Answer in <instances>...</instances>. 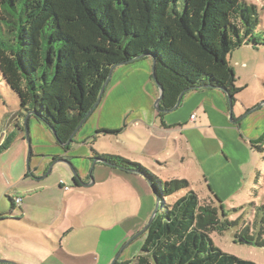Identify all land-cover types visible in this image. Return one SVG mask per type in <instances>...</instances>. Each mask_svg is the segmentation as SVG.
<instances>
[{
	"label": "trees",
	"instance_id": "16d2710c",
	"mask_svg": "<svg viewBox=\"0 0 264 264\" xmlns=\"http://www.w3.org/2000/svg\"><path fill=\"white\" fill-rule=\"evenodd\" d=\"M259 25L256 6L244 0H0V79L18 98L16 115L23 121L15 125L0 151L12 144L18 133L25 137L31 119L52 129L58 145L68 142L93 113L109 74L146 53L154 55V74L163 89L156 110L161 126H165L166 111L186 90L219 89L233 105L234 96L242 89L234 85L228 57L243 45L258 44L255 31ZM121 132L96 130L80 144L89 146L91 161L141 177L159 199L157 213L131 262L255 264L224 253L210 237L213 232L222 234L241 225L243 213L236 220L227 217L243 206L225 210L210 188V202L201 205L186 180L162 183L139 163L94 150L99 134ZM248 145L263 154L264 135ZM174 196L172 204L165 203ZM152 198L155 204L153 193ZM8 201L10 207L0 214V220L14 219L21 199L8 197ZM249 205L253 208L250 219L243 221L235 239L262 248L264 205Z\"/></svg>",
	"mask_w": 264,
	"mask_h": 264
},
{
	"label": "rangeland",
	"instance_id": "374dc122",
	"mask_svg": "<svg viewBox=\"0 0 264 264\" xmlns=\"http://www.w3.org/2000/svg\"><path fill=\"white\" fill-rule=\"evenodd\" d=\"M244 1L247 4L256 6L260 25L255 31L258 44L252 42L248 45H243L232 51L228 57V63L235 75V87L242 89L241 92L234 96L237 110L241 103H249L248 101H251L255 95L260 97L257 106L264 105V0ZM139 61L125 65L123 68L119 66L114 70L104 95L93 110L92 115L99 113L103 107L107 109L106 113L110 112V115L128 113L135 107L138 109L140 106L147 104L146 97H149L150 89L156 94L155 84L150 73L151 68L148 70V75L143 70L140 73L137 66L142 64H135ZM125 72L133 75V77L130 78ZM129 80L132 82L128 83ZM18 107V98L0 79V148L4 145L7 137L15 131V125L17 123L23 124V121H20L16 115ZM242 115H245V113L243 112ZM124 122L125 116L120 122L121 127L124 126ZM29 124H31L29 126L30 129L34 124V119H31ZM83 128L87 130V124ZM28 138L29 140L31 139L29 131ZM158 139L160 140L157 142L158 145L165 143L164 140L161 141L162 138L159 137ZM142 141V131L139 127H136L128 129L119 136L100 135L95 140L93 148L98 154L118 155L151 170L149 163L154 167L157 164L153 160L142 156L145 145ZM71 143L72 140L69 144L62 147L66 150ZM75 145L78 144L76 143ZM150 146L152 148L155 147L152 144ZM36 147L39 148V146H35L30 141L27 143L24 135H20L17 142L8 145L5 150L0 151V212L10 207L8 197L15 198L17 193L15 190L19 180L22 179L21 176L25 174L30 176L32 163L36 160V157H40L37 156L40 154L36 152ZM42 147L44 148L45 146ZM169 148L171 149V144H169ZM29 149L32 159H30L31 156L29 158ZM251 152L253 153V159L248 167V170L251 169V174H248V170L243 173L244 178L241 180V190L220 199L224 209L227 211L243 206V210L239 212L230 211V215L227 217L228 220H236L243 213V218L240 220L241 222L239 221L241 225L231 228L222 234L213 232L210 237L215 247L224 253L244 261L264 264V247L260 248L254 244L242 243L235 239V235L243 228V221L248 223V219H250L249 213L253 208L249 204L253 202L256 206L264 205V153L258 154L255 150H251ZM56 159L67 160L70 163L65 155ZM168 160L167 170L171 171L172 178L179 179L175 176L180 171L176 158L171 157ZM48 170L49 175L44 180L45 184L51 185L57 191L61 190V192L65 193L73 177L70 168L66 164L56 163L53 166L51 164L44 175L48 173ZM90 172V181H93L94 185L83 188L81 191L82 195L79 197L82 200L80 202L82 211L79 209L78 212H73V206L76 203L73 202L74 198H72L69 200L67 211L64 212L69 221H71L66 224L70 225L71 228L76 229L75 227L80 223L82 225L79 230L68 235L67 242L62 241V232L58 228L61 218L58 217H55L54 225L44 223L40 228H34L25 221L16 223V221L0 220V261L12 259L18 261L19 264H87L88 258H79L75 259V261L70 259L73 261L71 262L64 255L65 253L70 255L68 252L72 250H79L80 254L90 251L97 259L100 258V264L106 262L113 264L123 248L131 247L140 242L142 234L139 235V233L151 216L146 203V185L149 188L150 185L139 176L137 177L130 172H123L119 169H111L108 166L97 165L96 169H94L91 165ZM152 173L162 183L165 181L157 171H152ZM196 179L190 176L187 181L191 185V189L199 196L200 204L205 205L210 202L208 198L211 197V194L204 182ZM140 180H142L144 185H141ZM177 196H180V194ZM85 199L92 205L89 209L83 208L85 203L83 200ZM173 200L174 198L169 197L164 201L170 205ZM55 206L60 207L58 203ZM19 211L18 208L14 209L15 214H19ZM219 219H222L220 211ZM84 226H94L96 228ZM53 229H55V232ZM253 230L254 224L251 225V235L254 233ZM45 236L51 237L55 246H52L45 239ZM58 245L62 248H59ZM13 248L17 250H13ZM130 264L134 263L131 262Z\"/></svg>",
	"mask_w": 264,
	"mask_h": 264
},
{
	"label": "crops",
	"instance_id": "0c3cea01",
	"mask_svg": "<svg viewBox=\"0 0 264 264\" xmlns=\"http://www.w3.org/2000/svg\"><path fill=\"white\" fill-rule=\"evenodd\" d=\"M135 64H142L137 66L138 71L140 73L142 70L146 71L148 75V70L151 68L149 59H142ZM123 66L120 67L123 68ZM125 74H128V72H125ZM129 76L130 78L133 77V75ZM131 82V80L128 81V83ZM156 94L150 89L149 97H146L147 104L140 106L138 109L135 107L128 113L110 115V112L106 113L107 109L103 107L99 113L91 114L72 137L73 143L66 150L56 143L51 132L45 126L34 119V124L29 129L31 134L29 141L35 146H39L35 150L40 154L37 156L40 157H36V160L32 163L30 176L25 174L21 176L22 179L18 182L14 199H21L20 205L17 206L20 211L10 221H16V223L25 221L34 228H40L44 223L54 225L55 217L61 218L58 228L62 232L61 238L63 242H67V237L70 233L81 228V223L75 227L76 229L66 224L71 221H69L64 212L67 211L69 200L72 198H74L73 202L76 203L73 206V212H78L79 209L82 211V206H80L82 200L79 197L82 195L81 191L83 188L94 185V182L90 181V167L92 165V168L96 169L97 165H102L100 163L93 164L94 162L90 160L91 152L89 146L79 144L86 138L93 136L95 130L122 129L121 133H123L130 128L139 127L143 134L142 142L145 144L142 156L153 160L157 164L154 167L149 163L151 170L153 172L157 171L164 180L174 179L171 171H168L167 168L168 159L175 157L180 168L178 175H175L176 178L187 181L190 176H193L197 178L196 180L200 179L204 182L206 188H210L211 192L219 199L226 198L237 191L239 192L241 190V180L244 178L243 173L248 170L249 164L253 159L251 149L249 152L248 142H255L264 135V105H258L259 108H257V102L260 97L255 95L251 101H248L249 103H241V107L239 106L238 110L235 108L237 104L235 100L230 116L225 92L211 88L188 91L183 95L179 105L173 111L165 114L163 118L165 126H161L156 118V110L153 109L154 101L158 97L157 88ZM234 110L237 112L234 113ZM243 112L245 115H242ZM124 116V126L121 127L120 122ZM192 116H194L193 120L191 119ZM85 124H87V130L83 128ZM20 135L22 134L18 133L12 144L19 140ZM100 135L104 134H99L98 136ZM159 137L162 138L161 141H165L164 144L158 145ZM76 143L78 145H75ZM150 144L155 145V147L152 148ZM169 144H171V149ZM42 146L45 147L43 148ZM64 155L70 161L78 176L76 182L73 180L74 177H72L71 184L66 190L67 193H63L61 190L57 191L53 186L45 184L46 182L44 181L49 172L46 175L44 174L54 162L53 159L62 158ZM32 158L31 154L30 159ZM103 167L106 166L103 165ZM248 174H251V169L248 170ZM136 176L138 177V175ZM140 181L142 185L143 182L142 180ZM146 191V203L150 215L154 208V200L151 188L147 185ZM172 198L175 199V197ZM83 201H85L83 208L89 209L92 206L88 200L85 199ZM57 203L60 207L55 206ZM6 211L7 209L0 212V214ZM84 227L96 228L94 226ZM53 231L55 232V229ZM45 239L52 246H55L51 237L45 236ZM143 239L144 237L140 238V242L131 247L123 248L113 264H125L134 260L139 253ZM58 247L62 248L59 245ZM13 250L17 249L13 248ZM68 253L70 255L67 253L64 255L71 262L79 258H88L87 264H100V258L97 259L90 251L80 254L79 250H72ZM0 264L19 263L16 260L8 259L0 261ZM104 264H108V262Z\"/></svg>",
	"mask_w": 264,
	"mask_h": 264
},
{
	"label": "water",
	"instance_id": "95a60500",
	"mask_svg": "<svg viewBox=\"0 0 264 264\" xmlns=\"http://www.w3.org/2000/svg\"><path fill=\"white\" fill-rule=\"evenodd\" d=\"M145 58L149 59L150 62H151V77H152V80H153V82H154V84H155L157 90H158V97L155 99L154 104H153V108H154V110H157V108H158V104H159V102H160V100L162 99V96H163V89H162V87L159 85V83L157 82V79H156L155 74H154V65H155V58H154V55H153L152 53L142 54V55H140V56L134 58L132 61H139V60H142V59H145ZM123 65H125V63L120 64V65H118V66H123ZM113 69H114V68L111 69V72L113 71ZM110 77H111V73L109 74L108 78L106 79V81L104 82V84H103V86H102V88H101V90H100V93H99V95H98V99H97V102H96V104H95V107H96L97 104L100 102L101 97H102V95L104 94L105 88H106V86H107V84H108V82H109ZM201 88L205 89V88H207V87H205V86H204V87H197V88H193V89H191V90H186V91L182 92V93L180 94V96H179L177 102H176V105H175L171 110L166 111V113H169V112L173 111V110L179 105V103H180V101H181V99H182V97H183V95H184L185 93H187L188 91H193V90H197V89H201ZM227 100H228V105H229V110H230V116H231V108H232V104H231V101H230V98H229L228 95H227ZM257 108H259V106H258ZM26 118H27V117H26ZM26 118L24 119V125H25V122H26ZM83 122H84V120L81 122V124L78 126V128L73 132V134H72L71 138L68 140V142L62 144L61 146H66L67 144L70 143V141L72 140V137H73V136L75 135V133L79 130V128L81 127V125H82ZM48 130L51 132L52 136L54 137V139H55V141H56L54 131H53L52 129H48ZM25 139H26L27 143H29V138H28V128H26V127H25ZM29 151H30V149H29ZM28 161H29V160H28ZM56 163L66 164V165L70 168V170H71V172H72V174H73V177L76 178V179H78V176H77V173H76L75 169L72 167V165H71L67 160H61V159L56 160V161H54V162L52 163V166H53V164H56ZM93 164H95V162H94ZM48 172H49V170H48ZM150 188H151L152 193L155 195V204H154L153 211H152V213H151V216H150V218H149L147 224L145 225V227L143 228V230L139 233V235L143 234V233L146 231V229L148 228V226H149L150 223L152 222L153 218L155 217V215H156V213H157V210H158V207H159V199H158V197H157V195H156L154 189H153L152 187H150Z\"/></svg>",
	"mask_w": 264,
	"mask_h": 264
},
{
	"label": "built area",
	"instance_id": "2783aa9c",
	"mask_svg": "<svg viewBox=\"0 0 264 264\" xmlns=\"http://www.w3.org/2000/svg\"><path fill=\"white\" fill-rule=\"evenodd\" d=\"M191 119L193 120L194 119V116H192Z\"/></svg>",
	"mask_w": 264,
	"mask_h": 264
}]
</instances>
